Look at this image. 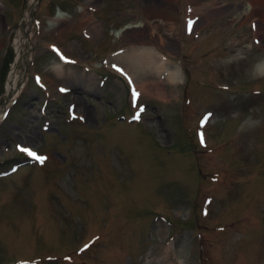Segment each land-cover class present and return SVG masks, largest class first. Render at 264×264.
<instances>
[{
  "label": "rangeland",
  "instance_id": "obj_1",
  "mask_svg": "<svg viewBox=\"0 0 264 264\" xmlns=\"http://www.w3.org/2000/svg\"><path fill=\"white\" fill-rule=\"evenodd\" d=\"M94 1L32 10L0 119V264H264V0ZM25 2L0 0V105ZM141 44L149 69L125 57Z\"/></svg>",
  "mask_w": 264,
  "mask_h": 264
},
{
  "label": "bare ground",
  "instance_id": "obj_2",
  "mask_svg": "<svg viewBox=\"0 0 264 264\" xmlns=\"http://www.w3.org/2000/svg\"><path fill=\"white\" fill-rule=\"evenodd\" d=\"M34 5H35V0H26L25 7L23 9V14H22V22L24 24L23 29H24L25 34L21 35V31H19L18 34L16 35L17 36L16 40H15L16 55H15L13 64H12L11 69H10L8 76H7L6 87H5L7 97H6V100L3 102V104L0 105V116H2L7 111V109L11 105L12 101L14 100L15 96L17 95V93L21 89L23 82L25 80V68L29 62L30 57H31V53L29 50V45H30L29 35H30L32 27H33V20H32L31 13H32V10L34 8ZM248 9H249V4H247L245 6V10L247 11ZM60 13L56 12L54 14V17L55 18H62L63 16ZM48 23L53 24L54 20L49 19ZM133 25H136V27H137L140 25V23L125 25L124 27H122L120 29H116L115 31H112V33L114 35H118L123 28H126V27L130 28L129 26H133ZM254 26H256V25H254ZM255 39H256V35L254 34L253 38H251V41L253 42V41H255ZM260 42L261 41L253 42V43H255L254 44L255 50H261L263 48L262 45L260 44ZM139 46H142V44ZM153 47L154 46H152V45L146 44L136 51H131L128 54L126 53L125 57L130 58L131 62L137 63L136 66L142 65V67H143V65H145V68H148L150 65L155 66L156 58L153 55V50H154ZM158 62H160V61H158ZM134 63H130V64H132V67H136ZM127 67H128V65H127ZM156 67L160 68V67H162V65L156 64ZM137 69L138 68H136V70ZM254 70L257 72L264 71V59H262L260 62H258L254 66ZM138 72H140V71H138ZM159 72H160V70H159ZM166 76L168 77V79L170 81H175L176 79L179 78L178 72L175 69L167 71ZM142 89L144 90V92H146L145 87H143Z\"/></svg>",
  "mask_w": 264,
  "mask_h": 264
},
{
  "label": "snow or ice",
  "instance_id": "obj_3",
  "mask_svg": "<svg viewBox=\"0 0 264 264\" xmlns=\"http://www.w3.org/2000/svg\"><path fill=\"white\" fill-rule=\"evenodd\" d=\"M191 21L189 22V29H191ZM133 95L135 96V95H137L135 92L133 93ZM142 110V109H141ZM138 115L139 114H137V118H138ZM203 123V122H202ZM201 142H203V139H202V141ZM19 147V146H18ZM20 151H22V152H25V153H27L29 156H31V157H33V158H35V159H38V160H40V162H43V160L45 159L44 157H39V156H37V154L35 153V152H33L31 149H28V148H20ZM85 247H88V245H85Z\"/></svg>",
  "mask_w": 264,
  "mask_h": 264
}]
</instances>
